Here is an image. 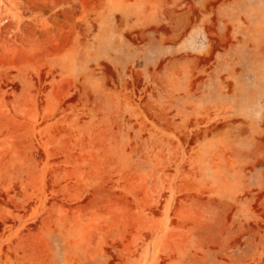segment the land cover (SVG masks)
<instances>
[{"label": "rangeland", "instance_id": "374dc122", "mask_svg": "<svg viewBox=\"0 0 264 264\" xmlns=\"http://www.w3.org/2000/svg\"><path fill=\"white\" fill-rule=\"evenodd\" d=\"M0 264H264V0H0Z\"/></svg>", "mask_w": 264, "mask_h": 264}, {"label": "crops", "instance_id": "0c3cea01", "mask_svg": "<svg viewBox=\"0 0 264 264\" xmlns=\"http://www.w3.org/2000/svg\"><path fill=\"white\" fill-rule=\"evenodd\" d=\"M202 48H203V47H202ZM205 48H206V47L203 48V52L205 51Z\"/></svg>", "mask_w": 264, "mask_h": 264}]
</instances>
